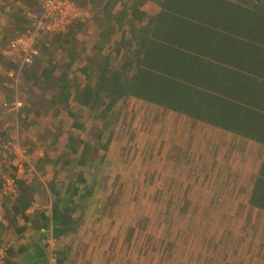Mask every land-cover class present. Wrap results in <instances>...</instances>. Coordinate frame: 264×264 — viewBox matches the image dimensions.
Masks as SVG:
<instances>
[{
	"label": "trees",
	"instance_id": "1",
	"mask_svg": "<svg viewBox=\"0 0 264 264\" xmlns=\"http://www.w3.org/2000/svg\"><path fill=\"white\" fill-rule=\"evenodd\" d=\"M2 1L1 14L6 13L17 22L0 43L3 46L0 57L7 59L3 48L16 31H27L31 19L26 13H11L7 9L12 6L10 2ZM75 1L90 7L93 22L80 20L67 33L47 36L40 55L29 66L20 68L7 60V68L18 71L17 76L28 86L27 95L18 93L16 88L2 87L1 105L8 108L9 115L16 114L24 125L30 126L28 117L43 114L41 108L47 105L48 96L42 95L52 90L56 92L48 98V103L54 111L63 108L74 116L70 109L73 103L79 104L81 116L87 112L91 117L105 120L102 136L120 116L117 111L120 102L135 97L177 116L186 115L264 142V0ZM149 3H156L158 10L148 14L143 6ZM93 23L95 28L91 33L89 24ZM88 33L93 39L91 45L82 37ZM56 46L62 54L49 60L46 66L43 64L46 54ZM3 80L0 79V87ZM34 89L40 90L39 98L30 96ZM17 99L23 105L15 112L4 104ZM74 126L81 129L83 124L74 122ZM22 132L24 128L20 129ZM21 138L19 134L16 138L9 136L0 122L2 191L5 176H12L18 169L11 163L17 156L16 148L25 150L26 157L34 153V147L28 148ZM64 146L63 155L53 159L50 151L44 150L36 162L42 169L47 164L53 167L51 179H31L16 173L17 195L4 193L0 201L5 215L21 214L26 223L31 221L40 238H46L44 229H52L58 238L75 232L83 219L80 203L92 193L91 184L87 190H82L81 185L95 175L86 176L80 169L71 172L66 185L59 182L58 164L65 168L78 154V163H84L91 152L89 144L73 133ZM97 150L98 147L94 151ZM26 162L33 172L37 170L31 159ZM37 188L42 195L52 194L55 200L50 214L36 211L42 222L29 219L26 214ZM252 202L264 208V163ZM32 244L33 264H47L46 243L40 239ZM24 247L9 249V264L28 248ZM57 259L62 264L59 255Z\"/></svg>",
	"mask_w": 264,
	"mask_h": 264
},
{
	"label": "rangeland",
	"instance_id": "2",
	"mask_svg": "<svg viewBox=\"0 0 264 264\" xmlns=\"http://www.w3.org/2000/svg\"><path fill=\"white\" fill-rule=\"evenodd\" d=\"M8 2L12 5L7 7L11 13L16 11L29 16L32 12L38 16L41 12L42 0H7ZM2 3L4 1L0 4ZM158 8L156 3L143 6L148 14L157 11ZM16 23L14 18L0 12V43L6 34L9 35L14 30ZM89 25L92 33L94 23ZM89 35L88 33L82 37L89 40L91 45L93 39ZM45 41L47 37L43 39V42ZM2 47L1 44L0 51ZM59 52L56 46L50 54H46L43 64L47 66L49 60L59 58L62 54ZM7 60L10 61L9 58L0 57V77L4 79L2 82L4 84L0 87V99L4 98L3 86L16 88L18 93L27 95L28 86L26 87L23 78L20 75L18 77L16 72L14 75L10 74L11 69L7 68ZM54 92L56 91L49 90L42 96L49 98L54 96ZM32 95L39 98L40 90L34 89L30 92V96ZM48 98L47 105L41 108L42 115L37 113L28 117L30 126L24 125L25 122L16 114L9 115L11 113L8 108L1 109L5 116H0V122L7 128L9 136L16 138L19 134L23 144L28 148L34 147V153L27 157H21L16 148L17 156L11 161L14 166L24 167L23 176L31 179L34 177L51 179L53 167L51 168L50 164L43 166V169L41 165L38 167L36 164L38 157L43 155L44 150H49L53 159H56L58 154L63 155L64 144H68L71 133L89 144L90 157L84 163H78L80 159L78 154L69 166L62 168L61 163L57 165L60 169L58 180L61 185H66L70 180L72 171L80 169L86 176L95 175L81 185L82 190H87L90 184L92 188V190L89 188L92 191L91 195L79 206L81 209L79 213L83 216L81 225L70 235H64L63 238L59 236L56 249L60 245V251L63 252L69 244L72 249L70 259L62 264H180L179 258L184 257L188 258L191 264H202L200 258H197L201 251L192 249L195 244L191 242V247L187 244L185 250V241L179 243L181 239H187L180 227L188 228L192 224L198 226L201 224L199 220L182 218V212L191 210L186 209L190 202L184 203L179 200L170 202L172 200L169 197L170 185L177 179L185 178L188 187L184 185L183 187L191 191L190 185H196L192 179L199 178L202 184H208L209 180H231L232 175L219 178L216 171H208L207 168L202 170L199 167L204 164H200L199 149H196L197 154L190 147L186 152L180 149L179 142L186 145L190 143L198 148V142L187 135L190 120L186 121L184 116L177 117L175 113L165 111L144 100L128 97L117 106L120 115L117 121L100 136L104 119L91 117L87 112L81 116L79 110L82 107L77 103H73L70 109L74 116L63 108L54 111L48 103ZM74 122L83 124V127L77 128ZM21 128H24L22 134ZM194 135L198 137L197 133ZM210 143L213 148L215 144L221 143V139L214 138ZM97 147L98 150L94 151ZM214 158L213 156L210 160ZM30 159L32 166L37 168L35 172L31 170L30 165H25L28 163L26 160ZM204 161L207 162L208 157H205ZM208 162L210 165V161ZM2 173L3 168L0 166V176ZM171 189L172 194H178V186ZM34 193L42 196L38 188ZM193 195L198 197L202 192H195ZM3 197L4 192L0 189V201ZM204 198H208L206 192ZM241 214L246 216L247 212L243 209ZM245 220H235L236 223H240L241 235L235 232L233 235L226 234L220 237L219 243L240 242L242 246H248L249 242L260 239L261 235L243 234L247 228ZM261 220L262 218L257 216L256 225H260L263 221ZM205 221L208 225L211 223L215 225V220ZM197 235L194 234V238ZM189 236L192 238L190 233ZM61 252L58 251L59 256ZM244 257L248 259L249 253L244 254Z\"/></svg>",
	"mask_w": 264,
	"mask_h": 264
},
{
	"label": "crops",
	"instance_id": "3",
	"mask_svg": "<svg viewBox=\"0 0 264 264\" xmlns=\"http://www.w3.org/2000/svg\"><path fill=\"white\" fill-rule=\"evenodd\" d=\"M2 100L0 99V105ZM0 109H3L2 105ZM1 115L5 116L0 110ZM182 116L185 117L186 121L190 120L187 135H189L190 139L198 142V148H195L190 143L186 145L179 142L180 149L186 152V149L190 147L196 154V149H199L200 164H204L199 168L216 171L219 178L232 175V179L223 181L217 179L209 180L208 184H202L199 178L198 180L192 179L196 185H190L191 191L183 187V185L188 187V181L185 178L177 179L171 183L169 197L172 200L170 202L176 200L184 203L190 202L186 209L189 208L191 210L182 212V218L199 220L201 224V226L192 224L188 228L180 227L182 234L187 236V239H181L179 243L182 244L185 241V250H187V244L190 247L191 242L193 245L195 244L192 249L201 251L200 256L198 255L197 258H200L202 264H264V208L258 207L252 202L257 177L260 175L264 163V142L224 130L205 121L186 115ZM196 130L199 132H196ZM195 133L198 134V137H195ZM214 138L221 139V143L215 144L212 148L210 141ZM213 156L215 158L210 160ZM205 157H208L210 165L208 161H204ZM43 180L47 181L49 179ZM176 186H178V194H172L173 189L171 188ZM199 191L202 192L201 196L196 197L193 195ZM205 192L208 198H204ZM33 196L35 197L34 202L28 207L26 214H28L29 219L33 217L37 222H42V218H37L38 214L36 211H44L45 214H50L52 203L55 201L54 196L50 193L48 196L42 195L40 197L35 194ZM209 197L212 198L209 199ZM191 203L197 204V206ZM243 209L244 212H247L246 216L241 214ZM257 216L263 220H261L260 225H256ZM237 219H246L244 223L247 228L243 231L244 235L257 234L261 235V238L249 242L248 246H242L240 242L231 244L219 243L220 237L226 234L235 232L237 235H241L240 223L235 222ZM205 220H215V225H212L213 223L208 225ZM24 223L26 221L21 214L12 215L7 212L3 223L0 224V238L10 245V250L14 251L22 246L28 247L23 253L12 258V262L14 261L12 264H33L35 258H33L34 247L32 243L40 239L45 242V238H40V233L32 225L31 221L26 223V227H22ZM189 233L192 238H190ZM194 234L198 235L194 238ZM205 235L207 236L204 239ZM63 236L60 235L61 238ZM70 246L71 244L66 246L63 252L60 251L61 246L59 245L58 247L63 263L68 262L69 257H71L72 249ZM253 251H255L254 254ZM247 253H249L248 259L244 257V254ZM179 260L180 264H191L186 257L179 258Z\"/></svg>",
	"mask_w": 264,
	"mask_h": 264
},
{
	"label": "built area",
	"instance_id": "4",
	"mask_svg": "<svg viewBox=\"0 0 264 264\" xmlns=\"http://www.w3.org/2000/svg\"><path fill=\"white\" fill-rule=\"evenodd\" d=\"M29 17L31 23L27 26V31H16L5 49L2 50L4 55L10 61L18 64L20 68L35 62L38 55H40L45 37L67 33L71 26L80 20L91 21L93 12L89 6L78 4L75 0H42L40 14L36 16V14L30 12ZM11 71V75H14L15 72L18 73L15 70ZM4 104L6 107L13 108L14 111L23 105L20 99L12 103L4 102ZM18 151L21 157H25V150L19 148ZM17 167L18 169L15 172L23 175L25 172L24 167ZM16 173L12 176H5L3 182L5 194L17 195ZM4 216L5 210L0 205V224L3 223ZM44 231L46 232L45 243L48 253L47 264H59L57 259L59 255L58 248L56 249L59 238L54 235L52 229L48 231L44 229ZM9 249L10 245L0 238V264H9Z\"/></svg>",
	"mask_w": 264,
	"mask_h": 264
}]
</instances>
